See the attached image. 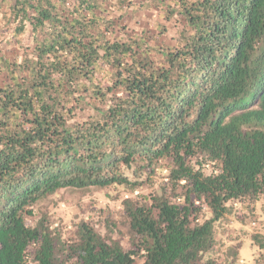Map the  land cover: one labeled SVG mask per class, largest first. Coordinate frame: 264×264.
Instances as JSON below:
<instances>
[{"label": "trees", "instance_id": "16d2710c", "mask_svg": "<svg viewBox=\"0 0 264 264\" xmlns=\"http://www.w3.org/2000/svg\"><path fill=\"white\" fill-rule=\"evenodd\" d=\"M160 160L177 198H126L127 245L28 221L63 188L134 191ZM262 196L264 0H0V264H237L216 222Z\"/></svg>", "mask_w": 264, "mask_h": 264}, {"label": "rangeland", "instance_id": "374dc122", "mask_svg": "<svg viewBox=\"0 0 264 264\" xmlns=\"http://www.w3.org/2000/svg\"><path fill=\"white\" fill-rule=\"evenodd\" d=\"M140 26L157 32L156 25L159 22L157 10L140 11L138 14ZM168 34L161 40L173 42L175 27L170 25ZM168 160H160L155 171H145L144 176L149 181L134 191L123 186H111L106 189L91 187L80 189L68 187L58 190L34 205L35 214L28 217L30 223H36L46 218V223L64 239L72 236L73 231L82 221H87L107 238L120 239L124 245L128 244L127 227L123 222V201L128 197L139 200L149 194H155L164 190L170 192L173 199L175 193L169 184ZM177 192H183L180 187ZM230 212L220 221L216 222L219 246L216 248V258L219 262H228L230 249L240 247L237 264H264V251L254 243L253 236H264V197L257 202L233 201L229 203ZM213 216L211 210L204 206L200 221ZM264 241V240H263ZM237 260V255L234 256Z\"/></svg>", "mask_w": 264, "mask_h": 264}]
</instances>
